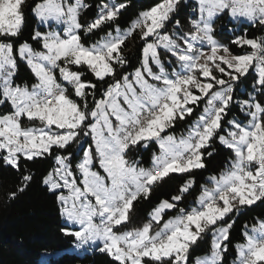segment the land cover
Listing matches in <instances>:
<instances>
[{
    "label": "snow or ice",
    "instance_id": "1",
    "mask_svg": "<svg viewBox=\"0 0 264 264\" xmlns=\"http://www.w3.org/2000/svg\"><path fill=\"white\" fill-rule=\"evenodd\" d=\"M189 6L181 24L182 0H160L134 19L132 0H97L91 20L81 18L92 7L86 0H0L2 159L19 171L22 158H50L42 183L71 225L62 233L114 264H193V246L205 239L210 254L194 264H224L234 217L264 204V35L235 37L230 44L243 51L233 53L217 32L228 18L264 33V0ZM26 9L48 27L34 32L35 45L18 39ZM84 36L99 38L88 46ZM137 38L138 66L128 71L124 49ZM21 63L30 84L16 82ZM196 109L185 133H169ZM152 144L150 167L132 158ZM215 145L228 160L197 185ZM174 175L184 177L177 193L131 227L136 204ZM32 179L22 174L18 190ZM196 192L195 205H185ZM235 248L237 264H264V218L243 226Z\"/></svg>",
    "mask_w": 264,
    "mask_h": 264
},
{
    "label": "trees",
    "instance_id": "2",
    "mask_svg": "<svg viewBox=\"0 0 264 264\" xmlns=\"http://www.w3.org/2000/svg\"><path fill=\"white\" fill-rule=\"evenodd\" d=\"M31 3L32 0H29ZM92 7L82 13V20H91L96 11L97 0H86ZM160 0H132L131 18L143 10L154 6ZM190 0H182L180 12L176 19L181 24L187 23L191 13ZM26 21L23 34L18 38L20 43L28 42L35 45L32 35L36 30L45 31L46 28L39 26L37 20L31 12L25 10ZM126 26V25H125ZM217 32L221 33L218 39L222 43L230 44V41L237 36H247L248 38L264 35L258 27L239 21L231 24L228 18L217 22ZM103 35V33H101ZM99 37L84 36L83 40L90 46ZM140 41H129L124 49V55L129 61L127 70L138 66ZM233 53H242V49L236 45H231ZM84 79L94 81L90 72H85ZM33 77L30 70L21 63L16 77L18 84H30ZM243 92L244 89L241 88ZM99 98V97H98ZM91 103V100H90ZM0 111H7L0 107ZM200 109H196L193 117L185 122H178L174 129H169V133L179 136L186 132L187 127ZM235 112L233 113V116ZM38 123V122H37ZM29 125H36L28 123ZM216 151L211 157H205L206 169L201 170L202 174H196L197 185L205 182V178L210 174H217L222 170L228 160V150L219 145L214 146ZM153 152H158V146L152 144L149 148H140L132 153V158L139 159L142 166H151ZM0 153V264H114L112 259L106 254L99 252L95 248L90 252L79 254L75 249V242L72 238L65 236L61 229L71 228L67 225L60 213V207L56 195L47 190V186L42 183L43 177L51 171L53 162L45 158H36L34 161L21 159L20 170H16L6 165ZM31 174L33 179L28 183L23 192L18 189L22 186V174ZM184 177L174 175L173 178H165L162 186L157 188L150 200H143L136 204L135 214L132 217L131 227H139L146 222L148 213L160 201L169 199L177 193V189L183 183ZM15 192V198H10V194ZM198 192L188 196L185 205L194 206L195 197ZM174 214V213H173ZM167 218V217H166ZM264 218V204L257 203L251 208H244L241 213L234 217L235 223L232 226L230 240L226 241L227 251L224 253V264H234L237 259L236 244L242 240L243 226L252 224L254 220ZM79 250V249H78ZM210 252V240L198 241L192 249L193 263L197 257Z\"/></svg>",
    "mask_w": 264,
    "mask_h": 264
},
{
    "label": "rangeland",
    "instance_id": "3",
    "mask_svg": "<svg viewBox=\"0 0 264 264\" xmlns=\"http://www.w3.org/2000/svg\"><path fill=\"white\" fill-rule=\"evenodd\" d=\"M38 22V24H39V26H42L40 23H39V21H37ZM43 27H45L46 28V30L45 31H47L48 30V27H47V25H43ZM37 126H39L38 125V123H36V125H29V127H37ZM178 138L180 137V135L179 136H177ZM158 151H159V149H158ZM158 153V152H157ZM64 220V219H63ZM64 222L66 223V221L64 220ZM70 227H71V225H69ZM76 247V246H75ZM95 247H84V248H79V250H78V248L77 249H75L79 254H82V253H84V252H90L91 250H93ZM210 254V252L208 253V254H205V255H203V256H200V258H203L204 256H206V255H209ZM237 263V259H236V262L234 263V264H236ZM194 264V263H193Z\"/></svg>",
    "mask_w": 264,
    "mask_h": 264
},
{
    "label": "built area",
    "instance_id": "4",
    "mask_svg": "<svg viewBox=\"0 0 264 264\" xmlns=\"http://www.w3.org/2000/svg\"><path fill=\"white\" fill-rule=\"evenodd\" d=\"M237 264V263H236Z\"/></svg>",
    "mask_w": 264,
    "mask_h": 264
}]
</instances>
